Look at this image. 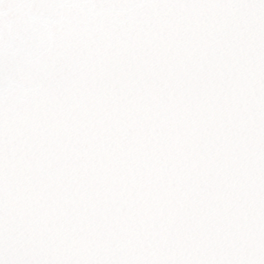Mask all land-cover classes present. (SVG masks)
Instances as JSON below:
<instances>
[{
    "label": "snow or ice",
    "instance_id": "1",
    "mask_svg": "<svg viewBox=\"0 0 264 264\" xmlns=\"http://www.w3.org/2000/svg\"><path fill=\"white\" fill-rule=\"evenodd\" d=\"M0 264H264V0H0Z\"/></svg>",
    "mask_w": 264,
    "mask_h": 264
}]
</instances>
